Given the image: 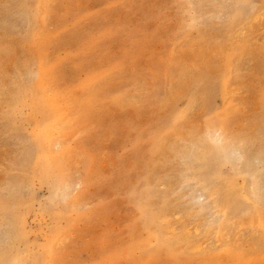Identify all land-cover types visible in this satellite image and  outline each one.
<instances>
[{
    "label": "rangeland",
    "instance_id": "obj_1",
    "mask_svg": "<svg viewBox=\"0 0 264 264\" xmlns=\"http://www.w3.org/2000/svg\"><path fill=\"white\" fill-rule=\"evenodd\" d=\"M0 264H264V0H0Z\"/></svg>",
    "mask_w": 264,
    "mask_h": 264
}]
</instances>
